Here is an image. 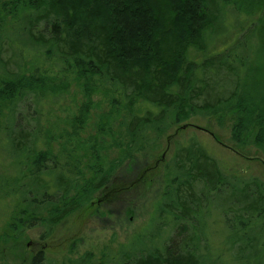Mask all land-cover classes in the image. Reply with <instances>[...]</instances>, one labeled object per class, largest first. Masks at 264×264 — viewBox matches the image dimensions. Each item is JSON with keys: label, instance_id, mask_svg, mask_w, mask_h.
I'll return each mask as SVG.
<instances>
[{"label": "trees", "instance_id": "trees-1", "mask_svg": "<svg viewBox=\"0 0 264 264\" xmlns=\"http://www.w3.org/2000/svg\"><path fill=\"white\" fill-rule=\"evenodd\" d=\"M196 116H230L235 148L264 152V0H0V130L7 121L15 151L0 172V253L264 264V182L229 176L197 140L176 145L163 196L129 241L61 262L25 252L27 231L47 240L67 217L101 212L135 184L121 170Z\"/></svg>", "mask_w": 264, "mask_h": 264}, {"label": "rangeland", "instance_id": "rangeland-1", "mask_svg": "<svg viewBox=\"0 0 264 264\" xmlns=\"http://www.w3.org/2000/svg\"><path fill=\"white\" fill-rule=\"evenodd\" d=\"M228 22L227 27L224 26L223 31L216 35L219 39L224 40L229 35L228 25L236 24V20L232 21V18H229ZM191 52L196 53L194 50ZM258 68V64H253L248 66V71L255 73ZM242 78L245 79L244 73ZM224 119L221 124L216 117L196 116L173 128L163 137L159 150L137 156L121 170L120 177L124 183L135 182L133 186L129 185L114 201L103 205L101 212L95 211L94 207L67 217L47 240L39 238L41 230L38 228L27 231L24 236L25 252L33 253L38 248H44L48 257L61 262L68 257L80 256L86 251L100 256L105 247L115 249L119 244L129 241L148 223L156 203L162 198L165 188L164 166L173 156L179 142L197 140L209 149L229 176L264 182V152L257 146L235 148L231 140L233 121L230 116ZM8 124L5 121L0 130L1 173L6 170L4 164H12L15 160L14 142L8 139L4 131ZM139 172H142V175L138 176ZM5 210L6 204L1 200L2 216ZM3 223V217L0 215V226ZM3 247L0 242V252ZM6 252L0 253V264H25L18 257L20 252Z\"/></svg>", "mask_w": 264, "mask_h": 264}]
</instances>
